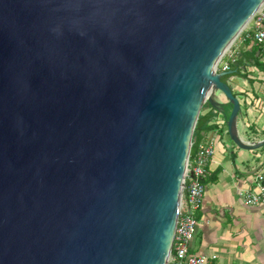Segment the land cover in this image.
<instances>
[{
    "label": "water",
    "instance_id": "1",
    "mask_svg": "<svg viewBox=\"0 0 264 264\" xmlns=\"http://www.w3.org/2000/svg\"><path fill=\"white\" fill-rule=\"evenodd\" d=\"M264 0H0V264H167L219 65Z\"/></svg>",
    "mask_w": 264,
    "mask_h": 264
},
{
    "label": "crops",
    "instance_id": "2",
    "mask_svg": "<svg viewBox=\"0 0 264 264\" xmlns=\"http://www.w3.org/2000/svg\"><path fill=\"white\" fill-rule=\"evenodd\" d=\"M251 23L224 55L219 70L233 65V58L244 64L240 73L227 76L241 102L237 133L242 142L264 140V49L249 35ZM219 101L227 105L222 95ZM214 129L200 134L198 144L215 140L216 155L210 163L203 202L196 211L199 225L191 243L194 255L214 258L219 264H264V205L246 206L241 191L259 192L257 175L264 174V147L242 150L230 139L227 120L221 113Z\"/></svg>",
    "mask_w": 264,
    "mask_h": 264
},
{
    "label": "built area",
    "instance_id": "3",
    "mask_svg": "<svg viewBox=\"0 0 264 264\" xmlns=\"http://www.w3.org/2000/svg\"><path fill=\"white\" fill-rule=\"evenodd\" d=\"M252 23L253 31L249 37L257 46L264 49V8ZM232 61L235 62L236 59L233 58ZM228 70H230L229 63L222 68V71ZM193 146L194 143L188 158L185 186L182 190L173 246L167 264H219L214 261V258L194 255L190 252V246L199 225L196 211L203 202L208 167L216 155L214 139L198 144L194 151H192ZM257 179L259 192H240L246 206L264 205V174L259 173Z\"/></svg>",
    "mask_w": 264,
    "mask_h": 264
},
{
    "label": "trees",
    "instance_id": "4",
    "mask_svg": "<svg viewBox=\"0 0 264 264\" xmlns=\"http://www.w3.org/2000/svg\"><path fill=\"white\" fill-rule=\"evenodd\" d=\"M244 64L243 60L241 58H238L233 65L230 67V70L233 69V67L237 70L236 73H240V67ZM226 77L223 78L224 81H226ZM232 110V105L228 103L227 105H221L220 108L213 107L209 102H206L202 108V112L199 116L196 129L193 136V143L194 146L192 148V151L195 150V139L198 141L197 138H199L200 134L209 132L214 129L215 125L213 122L218 118V116L223 113L225 115L226 120L229 119L230 113Z\"/></svg>",
    "mask_w": 264,
    "mask_h": 264
},
{
    "label": "rangeland",
    "instance_id": "5",
    "mask_svg": "<svg viewBox=\"0 0 264 264\" xmlns=\"http://www.w3.org/2000/svg\"><path fill=\"white\" fill-rule=\"evenodd\" d=\"M239 36H240V35H239ZM239 36H238V37H239ZM238 37H237V38H238ZM236 40H237V39H236ZM233 44H234V43H233ZM232 46H233V45H232ZM219 96H220V94L218 95V97H219Z\"/></svg>",
    "mask_w": 264,
    "mask_h": 264
}]
</instances>
